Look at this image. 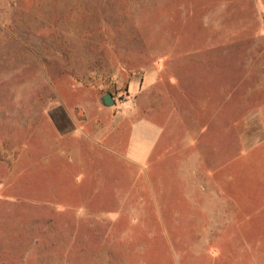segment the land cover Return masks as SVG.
I'll use <instances>...</instances> for the list:
<instances>
[{"label": "rangeland", "instance_id": "374dc122", "mask_svg": "<svg viewBox=\"0 0 264 264\" xmlns=\"http://www.w3.org/2000/svg\"><path fill=\"white\" fill-rule=\"evenodd\" d=\"M0 264H264V0H0Z\"/></svg>", "mask_w": 264, "mask_h": 264}, {"label": "crops", "instance_id": "0c3cea01", "mask_svg": "<svg viewBox=\"0 0 264 264\" xmlns=\"http://www.w3.org/2000/svg\"><path fill=\"white\" fill-rule=\"evenodd\" d=\"M162 134V127L149 118L134 122L128 133L122 154L129 162L143 165L148 162Z\"/></svg>", "mask_w": 264, "mask_h": 264}, {"label": "water", "instance_id": "95a60500", "mask_svg": "<svg viewBox=\"0 0 264 264\" xmlns=\"http://www.w3.org/2000/svg\"><path fill=\"white\" fill-rule=\"evenodd\" d=\"M102 103L105 105V106H110L114 103L113 99L111 98L110 95H105L103 98H102Z\"/></svg>", "mask_w": 264, "mask_h": 264}]
</instances>
